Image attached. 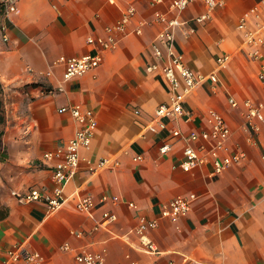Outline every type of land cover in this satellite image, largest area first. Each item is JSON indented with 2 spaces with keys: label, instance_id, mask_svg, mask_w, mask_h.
<instances>
[{
  "label": "crops",
  "instance_id": "1",
  "mask_svg": "<svg viewBox=\"0 0 264 264\" xmlns=\"http://www.w3.org/2000/svg\"><path fill=\"white\" fill-rule=\"evenodd\" d=\"M13 1V13L0 9L5 117L0 125V261L6 251L21 246L41 254L47 264H79L75 255L80 250L104 252V264H264V130L248 143L241 107L246 99L264 101V91L256 80L259 64L242 51L237 30L240 16L260 0H226L203 21L199 18L208 11L200 2L178 15L176 50L205 80L186 96L183 114L166 120L165 129L157 132L147 125L156 108L169 101L170 89L159 71L147 68L153 63L150 48L163 29L154 15L174 17L171 0ZM130 7L135 12L125 31L115 34L117 47L103 53L97 69L64 81L63 67L53 62L93 52L87 38L104 36L105 28ZM226 55L228 61L219 66L216 59ZM230 98L239 103L237 108L230 107ZM75 104L94 113L96 130L90 147L79 151L77 173L64 184V203L49 211L42 202H19L15 194L30 189L51 192V166L42 154L74 135L78 124L58 110ZM209 109L226 120L229 145L245 158L216 176L210 164L183 172L179 163L186 143L172 133L205 129ZM163 142L170 150L160 155ZM137 155L140 161L133 160ZM103 159L108 163L96 168ZM189 194L196 199L186 216L177 221L161 217L162 204ZM87 195L118 201L91 215L80 214L75 205ZM105 211L114 213L116 221L103 224ZM139 216L158 222L148 233L157 253L142 250L134 234ZM72 232L83 235L77 238ZM64 243L69 252L59 250Z\"/></svg>",
  "mask_w": 264,
  "mask_h": 264
},
{
  "label": "built area",
  "instance_id": "2",
  "mask_svg": "<svg viewBox=\"0 0 264 264\" xmlns=\"http://www.w3.org/2000/svg\"><path fill=\"white\" fill-rule=\"evenodd\" d=\"M154 4H159L162 0H152ZM202 3L208 13L202 15L201 21L208 18V14L216 7L224 6L226 0H171L170 10L175 14L174 17L167 18L162 13H155L154 21L162 24L163 29L158 33L156 41L150 48V55L153 63L149 65L147 71H159L170 89L169 101L160 104L154 113L152 121L147 125L149 130L157 132L165 129L166 120L175 119L183 114V104L186 96L198 86L205 77L189 69L184 61V57L176 50L175 47V30L181 25L178 15L191 3ZM0 9L8 15L15 11L16 5L13 0H0ZM135 10L133 7L128 8L122 15V18L112 26L105 28V35L97 38H87L89 45L95 46V50L81 57L67 58L60 56L54 62V66H62L64 81L72 78L83 76L95 69L102 63L103 53L114 50L117 47L116 33H123L125 26L133 16ZM264 0L240 16L237 23V30L242 36V51L251 60L259 64L256 74V80L264 91ZM140 31L137 30L136 34ZM229 56H221L216 59L219 66L227 62ZM51 73L48 71L46 75ZM212 83L217 82L215 75L208 78ZM61 90V88H59ZM228 104L232 108H237L239 103L230 98ZM243 129L247 133V142L254 143V137L264 130V101L253 102L246 99L241 103ZM59 113H69L74 121L78 124L71 139L66 143L59 145L55 150L44 152L42 160L51 166V175L53 188L49 193H42L37 189H30L22 194H15L19 202L44 203L49 211H55L64 203L63 188L67 180L72 178L78 171L81 149L90 147L94 132L96 130V119L94 113L84 108L80 104L62 107ZM190 118L187 115V119ZM231 136L230 128L226 120L216 111L209 109L205 117V129L201 131H191L183 135L179 130H174L172 137H179L186 144L182 152V160L179 167L183 172H191L202 164L212 166L211 175L221 174L232 166L240 165L245 155L237 147H230L229 140ZM202 142L197 146L192 143ZM170 150V145L163 142L158 147L160 155L166 154ZM264 158V156H262ZM141 156L137 155L134 161H140ZM108 163L103 159L98 162L96 168H102ZM116 166V164H115ZM93 170V168H91ZM196 199L195 194L188 196H177L160 207V215L163 218L177 221L179 218L187 215L191 203ZM117 197L102 195L95 199L90 195L81 197L75 209L80 214L91 215L97 207L103 206L108 202L115 204ZM134 207L133 203L128 204ZM116 215L110 211L102 213V223L110 224L116 221ZM158 226L156 219H146L138 217L134 234L140 241L141 248L148 253H157L153 242L149 239L148 233L155 230ZM77 238H81L82 232H72ZM61 252L71 250L68 243L59 247ZM75 260L79 264H104V252L94 253L87 250H80L75 255ZM0 264H47L46 259L38 252L29 251L21 246H15L12 250L5 252L4 259ZM170 264H175L171 262ZM182 264H192L184 261Z\"/></svg>",
  "mask_w": 264,
  "mask_h": 264
},
{
  "label": "trees",
  "instance_id": "3",
  "mask_svg": "<svg viewBox=\"0 0 264 264\" xmlns=\"http://www.w3.org/2000/svg\"><path fill=\"white\" fill-rule=\"evenodd\" d=\"M0 93H1V85H0ZM4 110H3V103L0 99V125L4 123L5 119H4ZM0 137H1V133H0ZM1 149H2V144H1V138H0V154H1Z\"/></svg>",
  "mask_w": 264,
  "mask_h": 264
}]
</instances>
